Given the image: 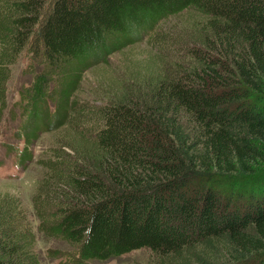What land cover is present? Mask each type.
I'll list each match as a JSON object with an SVG mask.
<instances>
[{
	"label": "trees",
	"instance_id": "trees-1",
	"mask_svg": "<svg viewBox=\"0 0 264 264\" xmlns=\"http://www.w3.org/2000/svg\"><path fill=\"white\" fill-rule=\"evenodd\" d=\"M45 2L0 0V115L9 65L28 47L44 66L15 104L18 161L41 130L74 129L70 154L50 163L52 189L33 199L78 250L59 264L141 247L147 264H264V0H50L42 13ZM188 8L204 20L187 36L154 35L189 52L185 63H159L91 109L79 103L84 71ZM14 208L0 198V264H41Z\"/></svg>",
	"mask_w": 264,
	"mask_h": 264
},
{
	"label": "rangeland",
	"instance_id": "rangeland-1",
	"mask_svg": "<svg viewBox=\"0 0 264 264\" xmlns=\"http://www.w3.org/2000/svg\"><path fill=\"white\" fill-rule=\"evenodd\" d=\"M44 1L46 2L42 13L46 12L48 9L46 7L50 4V0ZM203 18L204 15L194 8L171 14L162 20L155 30L143 34L139 41L109 54L107 62L89 67L83 72L80 86L75 93L79 103L91 109L117 95L123 82L131 78L140 80V75L159 67V63L167 66L178 60H183L185 63V60L189 59V52L181 50L176 44L163 45L162 41L154 38V35L156 31L164 30L172 32L173 35L187 36L186 33L192 32L195 24L202 22ZM37 28L38 24L34 30ZM36 36L37 32H34L32 39L34 40ZM30 60L32 66L28 67ZM43 66V59L37 58L28 47L9 65L10 76L5 90L7 106L0 115V198L9 196L14 201V209L18 211L23 225L34 234L33 247L41 264L70 263L73 259L72 255H78V250L64 236L43 225L39 217L40 207L38 205L35 207L33 199L41 193L44 195L45 190L52 189V182H49L52 174L50 163L63 155L70 154V149L65 143L71 142L74 129L63 125L53 130H41L38 137L30 143L32 151L30 158L23 163L18 161V151L12 150L13 145L24 144V138L15 135V129L24 118V115L19 114V112L23 114L22 109L15 105L17 92L31 81L33 73L31 69H39ZM50 107H54L53 102L50 103ZM85 117L91 118L93 115L88 113ZM185 125L192 136L197 134V129L189 124L188 118L185 120ZM11 144L13 145L10 146ZM52 215L53 212L50 211L49 218ZM222 255L220 261H229L226 255ZM152 257L153 253L149 248L141 247L118 257L104 260L87 259L86 264H147Z\"/></svg>",
	"mask_w": 264,
	"mask_h": 264
}]
</instances>
